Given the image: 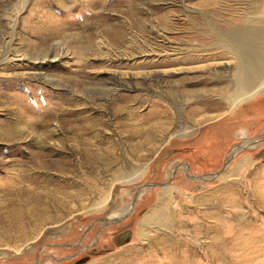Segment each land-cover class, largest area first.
I'll return each instance as SVG.
<instances>
[{"label": "rangeland", "instance_id": "obj_1", "mask_svg": "<svg viewBox=\"0 0 264 264\" xmlns=\"http://www.w3.org/2000/svg\"><path fill=\"white\" fill-rule=\"evenodd\" d=\"M263 35L264 0H0V264H264Z\"/></svg>", "mask_w": 264, "mask_h": 264}, {"label": "bare ground", "instance_id": "obj_2", "mask_svg": "<svg viewBox=\"0 0 264 264\" xmlns=\"http://www.w3.org/2000/svg\"><path fill=\"white\" fill-rule=\"evenodd\" d=\"M260 32V31H259ZM261 34V33H260ZM262 35V34H261ZM264 36V35H263ZM232 37L235 39V41L236 42H238V43H240L241 44V46H242V52H244L247 56L248 55H250L249 57L251 58V60L252 61H255V62H257V57L255 56V54L253 53L252 54V52L249 50V48H248V46H247V44H246V42H247V40H249L250 41V39L252 40L253 39V33L252 32H249V30H246V29H244V32H243V34L241 33V32H238V33H234V34H232ZM256 37V36H255ZM257 38V37H256ZM259 73L261 74L262 72L261 71H259ZM256 74H257V72H255L254 73V71H253V74H251L249 77H247V75L246 74H244V76L243 77H245V89L244 90H248V88H250L253 84H254V82H256L257 81V78H256ZM264 88V86L263 87H260L258 90H256L254 93H252L250 96H253L254 94H256V93H258V92H260L262 89ZM250 96H248V97H250ZM5 138L6 139H16L15 138V131H13V130H11V131H8V133H6L5 134ZM237 149H240V148H237ZM237 149H235V150H233L232 152L235 154V152H236V150ZM96 160V159H95ZM94 160V161H95ZM100 161V160H99ZM31 163L36 167V168H38V169H40V168H43V167H45L46 165H45V162H44V160H43V157L42 156H40V153H38V154H36V156L34 157V158H32L31 159ZM33 168V167H32ZM22 172H23V170H22ZM18 177V176H17ZM16 177V178H17ZM25 178H24V181H26V180H29V179H31V176L29 175V174H27V176H24ZM19 179V178H18ZM35 183V182H34ZM12 185H13V182L11 183ZM35 184H37V185H39L40 183L38 182H36ZM15 185V184H14ZM12 192V191H11ZM167 192V195L169 194L168 193V191H166ZM22 193H23V195L24 196H27L28 197V199H29V201H27V205L28 206H33V207H30L29 208V211H30V213L31 214H33L34 212H35V206H37V205H39V206H41V207H43V206H45L46 207V202L45 201H43V196L40 194H37V193H33L32 191H30V189L29 188H26V189H23L22 190ZM56 195V194H55ZM53 196V195H52ZM51 199V198H50ZM163 199V198H162ZM20 201V200H19ZM49 201V200H48ZM49 203V202H48ZM53 207V206H52ZM40 209V208H39ZM39 211V210H38ZM42 212V211H41ZM40 214H42V213H40ZM35 215V214H34ZM36 217V216H35ZM36 220V219H35ZM37 221H39V220H37ZM39 223H41V224H43L44 223V220L41 218L40 219V222ZM248 244V243H247Z\"/></svg>", "mask_w": 264, "mask_h": 264}, {"label": "crops", "instance_id": "obj_3", "mask_svg": "<svg viewBox=\"0 0 264 264\" xmlns=\"http://www.w3.org/2000/svg\"><path fill=\"white\" fill-rule=\"evenodd\" d=\"M184 167H179V168H176V169H173L172 171L173 172H175L176 173V176H183V175H186L187 177H189V174H188V172H187V170L184 172L182 169H183ZM171 171V172H172ZM174 173V174H175ZM181 174V175H180ZM183 174V175H182ZM173 181V180H172ZM166 183V182H165ZM177 183V185H176V189H172V195L174 196V194H176V195H180V197H181V199H182V201H180V202H183V203H186V204H190V196L189 195H187L186 193H184V192H187L186 190H184V186H182V184L180 185V184H178L179 182H176ZM187 182H185V184H186ZM189 184V183H188ZM173 185V182L172 183H170L169 185L168 184H165V187H166V189L167 188H169V187H173L172 186ZM187 185V184H186ZM198 189H199V187H198ZM164 192V191H163ZM146 197V196H145ZM158 198H159V201H160V199H161V196L160 195H158ZM183 198H184V200H183ZM186 198V199H185ZM162 200V199H161ZM139 202H137V198L135 199V200H133V203H132V209H133V206L135 207L137 204H138ZM194 205H196L197 204V211L198 212H201V196L199 195L196 199H194ZM137 207V206H136ZM188 207V206H187ZM196 209H194L193 210V213H194V211H195ZM132 211V210H131ZM188 213H189V211H188ZM176 215L178 216L179 215V213H178V211L176 212ZM197 220H200V217H199V215L197 214ZM174 220V224L171 226V227H175V228H182V227H185V224H184V221H180L181 219H180V217H176L175 219H173ZM178 222H180V223H178ZM188 222L190 223V215L188 216ZM195 222V221H194ZM197 222V225H198V228H201V223H200V221H196ZM139 225V224H138ZM141 225V224H140ZM139 225V226H140ZM141 227V226H140ZM173 232H175V231H173Z\"/></svg>", "mask_w": 264, "mask_h": 264}, {"label": "flooded vegetation", "instance_id": "obj_4", "mask_svg": "<svg viewBox=\"0 0 264 264\" xmlns=\"http://www.w3.org/2000/svg\"><path fill=\"white\" fill-rule=\"evenodd\" d=\"M184 164H188V163H181V164H178V165H176V167H175V169L176 168H179V167H184ZM188 166V165H187ZM187 169H188V171H189V166L187 167ZM159 171V170H158ZM160 175V174H159ZM173 181H171L170 183H172ZM170 183H168V185L170 184ZM167 184V183H166ZM153 187H165V185H155V186H152V188ZM134 214V212L133 211H131L130 212V214ZM130 214H128V215H125V216H123V217H119V218H115V219H106L107 221H104V219H103V222H105V224H106V226L103 228V230L104 229H107L108 227H110V226H113V225H118L119 223H122V222H124L125 220H127L128 218H129V215ZM131 216V215H130ZM124 217H126L125 219H123ZM94 225H92V227H93ZM90 229V228H89ZM89 229L87 230V232H86V234L88 233V231H89ZM130 233V229L129 228H126V229H124V230H121L120 232H118L116 235H113L112 236V242L114 243V245H118V246H124V245H126V244H124V245H122V243L128 238V234ZM85 234V235H86ZM99 234H97V236H98ZM129 243V242H128ZM127 243V244H128ZM93 247H90V248H88L89 250H91V252L90 253H94L95 252V247H96V245H92ZM73 259V258H72Z\"/></svg>", "mask_w": 264, "mask_h": 264}, {"label": "water", "instance_id": "obj_5", "mask_svg": "<svg viewBox=\"0 0 264 264\" xmlns=\"http://www.w3.org/2000/svg\"><path fill=\"white\" fill-rule=\"evenodd\" d=\"M235 149H237V148H235ZM234 149V150H235ZM261 155H264V151L262 152V154ZM226 166L227 165H225V167L221 170V171H219L218 173H217V175L216 176H219L224 170H225V168H226ZM215 176V177H216ZM126 217H124L123 219H125ZM130 233L128 234V238L122 243V245H124V244H127L128 242H130L131 240H130Z\"/></svg>", "mask_w": 264, "mask_h": 264}]
</instances>
